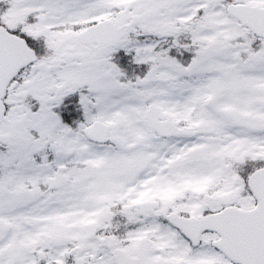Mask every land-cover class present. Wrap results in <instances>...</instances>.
I'll list each match as a JSON object with an SVG mask.
<instances>
[{"label":"snow or ice","instance_id":"snow-or-ice-1","mask_svg":"<svg viewBox=\"0 0 264 264\" xmlns=\"http://www.w3.org/2000/svg\"><path fill=\"white\" fill-rule=\"evenodd\" d=\"M0 264H264V0H0Z\"/></svg>","mask_w":264,"mask_h":264}]
</instances>
